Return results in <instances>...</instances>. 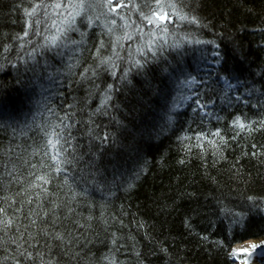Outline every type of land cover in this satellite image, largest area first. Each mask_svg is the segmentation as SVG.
I'll list each match as a JSON object with an SVG mask.
<instances>
[{"label": "trees", "instance_id": "16d2710c", "mask_svg": "<svg viewBox=\"0 0 264 264\" xmlns=\"http://www.w3.org/2000/svg\"><path fill=\"white\" fill-rule=\"evenodd\" d=\"M176 5L189 19L174 17L169 42L189 35L209 43L185 45L183 56L170 50L143 73L131 71L128 83L120 76L130 67L127 50H135L139 37L122 40L123 50L117 47L124 60L117 62L115 79L104 70L94 80L80 75L89 65L95 67L100 40L105 44L101 55L111 56L112 43L124 35L121 20L113 33L103 27L110 25L106 17L82 30L90 48L80 52L70 71L57 59L29 71L17 60L13 37L24 32L30 0H0V53L12 45L0 55V197L8 198L0 200L7 209L0 221H12L7 227L0 223V264H16V259L20 264H235L230 259L235 244L264 238V0H176ZM213 52L219 53V63L213 65L203 101H214L210 110L223 119L201 123L193 118L192 102L170 111L176 78L183 79L180 72L197 75L200 69L203 75L209 67L204 61L213 60ZM222 77L242 82L228 93L231 105L220 99ZM110 84L111 99L101 108ZM62 104L73 105L77 121L72 135L83 160L75 167L95 171L103 191L54 175L49 200L58 207L50 211L52 204L43 201L38 214L27 215L38 203L33 199L17 212L39 191L30 186V173L48 171L39 126L55 120L47 112L51 106L63 115ZM237 116L250 127H234ZM217 129L224 143L209 136L215 148L208 141L201 147L195 139L197 132ZM21 252L33 259L26 261Z\"/></svg>", "mask_w": 264, "mask_h": 264}, {"label": "snow or ice", "instance_id": "6c2138e0", "mask_svg": "<svg viewBox=\"0 0 264 264\" xmlns=\"http://www.w3.org/2000/svg\"><path fill=\"white\" fill-rule=\"evenodd\" d=\"M30 8L24 9L25 15V29L22 35L18 34L13 37L14 41L17 42V60L25 66L26 70H32L38 68L42 63L43 66L48 67L51 59H57L62 66L66 67L69 71L75 67L73 61L80 54V52L89 47L87 45V31H81V24H86L88 29H91L98 21L101 16H105L110 19V25L105 24L103 27L107 33H113L117 27V19L121 20L119 27L123 28L124 35L122 37L117 36L115 41L112 43V54L111 56H102L101 49L105 47L104 41L100 40L96 46L95 53H93V59L97 61L95 67L89 65L82 72L81 80H94L98 78L101 70L110 72L111 76L115 79L117 75V69L119 68L118 61L124 60V57L117 51V47L123 50L122 40H132L134 37H139L141 43L132 49L130 46L128 51L127 63L130 67L124 68L122 75L120 76L121 81H127L131 71L138 70L143 73L144 69L149 63H157L161 59H166L165 53L168 51H174L179 56H183L185 53L182 51L185 45L188 46H199L206 41H201L190 37L189 35H181L180 39L172 40L169 42V24H173L172 17L175 16L179 21H185L189 18L186 15L181 14L182 9L177 8L176 0H116L113 5V0H30ZM117 9L127 10L118 12ZM135 17V19H133ZM194 22V18L193 21ZM174 26L172 35L175 34ZM131 29V31H128ZM145 29H148L145 31ZM74 34L78 38H74ZM31 37V38H29ZM147 37V38H146ZM30 50L25 51V49ZM12 45H5L3 52L0 55H4L10 52ZM219 53L213 52V60L204 62L209 65L208 69L204 71L203 75H200V69L197 71V75H192L188 72H180L183 79L176 78L177 94L172 100V106L170 111L174 112L177 109L184 107L188 102H192L191 112L193 118H199L201 123L206 119H223L211 111V106L214 101H203L204 93L208 90L209 81L212 79L213 65L219 63L217 57ZM79 63V61H76ZM32 67L29 68L28 66ZM14 68L16 64L12 65ZM3 67V65H0ZM167 71V69H165ZM179 71V70H178ZM50 78H51V74ZM199 77V78H197ZM223 80V92L224 95L220 97L222 103L231 105L233 99L228 96L230 91H235L238 86H242V82L233 84L227 78H221ZM98 87V86H97ZM113 86L110 84L106 92L103 94L101 99V108H107L108 101L111 99V91ZM255 89L250 90L247 95H251V92ZM62 95V94H61ZM234 99L238 102L247 104V100H242V96H235ZM64 110V114L60 115L55 106L47 108V112L50 117H55V120H49L43 126L40 127V131L45 139V152L44 156L50 161L48 165V171L43 175H35L33 183L30 185L33 188L39 189L35 193V197H30L27 201L21 203V208H17L19 212L23 208L24 203L31 205L33 199L38 201L36 208H31L27 215L38 214L36 209H42L44 207L43 201H48L52 204L54 210L58 205L54 200H49V197L53 194L49 192L48 186L52 183L51 177L59 176L63 174L65 183H67L70 177L77 185L81 182L87 185L89 188H93L96 191H103L102 184L97 179V174L93 172H84V170L77 171L75 165L77 162L83 160L82 156L77 155L80 145L74 143L76 137L72 135L73 129L76 127L77 121L75 119V112L72 111L73 105H61ZM101 109L98 108L97 111ZM106 114V113H105ZM35 120V116H33ZM168 123L171 124L173 117L168 115ZM264 123V122H261ZM232 125L244 130L246 127H250L251 122L246 125L241 121V118L237 116L233 121ZM19 125H17L18 127ZM12 127V125H9ZM15 133V129L13 128ZM238 134V133H237ZM219 137L220 143H224V138L220 134V130L216 131L209 130L208 132H197L195 139L199 142L200 146L203 147L204 142L208 143L212 147H216L215 140H208V137ZM235 138V137H234ZM102 141L107 140V134L100 138ZM181 140L188 139V137H181ZM219 152V149H216ZM43 166V165H42ZM35 168V165L31 166ZM90 167H94V162ZM73 173H76L73 175ZM10 181L15 178L12 177L11 173H6ZM102 176L103 173H100ZM89 176L91 181H89ZM3 184L0 183V188ZM87 191V189H85ZM19 195V193L17 194ZM7 197H0V200H7ZM75 199V193L73 195ZM6 208L0 207V214H5ZM71 211V209H69ZM48 212H45V216ZM91 219V217H89ZM33 224L35 220L31 221ZM55 222V221H54ZM4 223L5 227L12 223L11 220L0 221ZM239 223V220L236 221ZM15 243V241H13ZM2 246V242H0ZM35 246V245H33ZM259 246H253L256 248ZM247 251V250H242ZM256 255L264 257V249ZM20 256L24 257L26 261L33 259L32 254L28 253L25 255L23 252ZM15 259V257H13ZM239 258V252L233 250L230 254V259L237 260ZM7 259V257H5ZM16 264H20L19 259H16Z\"/></svg>", "mask_w": 264, "mask_h": 264}, {"label": "rangeland", "instance_id": "374dc122", "mask_svg": "<svg viewBox=\"0 0 264 264\" xmlns=\"http://www.w3.org/2000/svg\"><path fill=\"white\" fill-rule=\"evenodd\" d=\"M115 3H116V0H113V5H115ZM118 10L119 9H117V11ZM174 17L175 16L172 17L173 20H174ZM104 18L105 16H101L100 22L101 20L105 21ZM101 26H102V23H101ZM81 27H82L81 31L84 30L85 28L87 29L86 24H81ZM244 243L247 245H244V247L242 248L238 247V243L237 245L233 247V250H236L239 252V258L235 260V264H252L253 258L255 257L256 253H259L261 252L262 249H264V238L263 239H247V240H244V242H241L239 244H244ZM254 245L259 246V247L253 248ZM242 250H247V251H242Z\"/></svg>", "mask_w": 264, "mask_h": 264}, {"label": "bare ground", "instance_id": "6f19581e", "mask_svg": "<svg viewBox=\"0 0 264 264\" xmlns=\"http://www.w3.org/2000/svg\"><path fill=\"white\" fill-rule=\"evenodd\" d=\"M249 243V242H248ZM244 245H247V244H238V247L239 248H242V247H244ZM262 256H259V255H255V257L253 258V263L252 264H260L259 263V260H260V258H261Z\"/></svg>", "mask_w": 264, "mask_h": 264}]
</instances>
